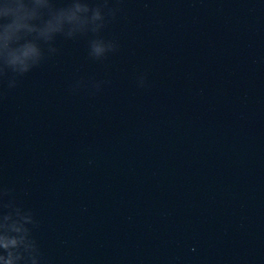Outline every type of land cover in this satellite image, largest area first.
Wrapping results in <instances>:
<instances>
[{"label": "water", "instance_id": "1", "mask_svg": "<svg viewBox=\"0 0 264 264\" xmlns=\"http://www.w3.org/2000/svg\"><path fill=\"white\" fill-rule=\"evenodd\" d=\"M0 264H264V0H0Z\"/></svg>", "mask_w": 264, "mask_h": 264}, {"label": "clouds", "instance_id": "2", "mask_svg": "<svg viewBox=\"0 0 264 264\" xmlns=\"http://www.w3.org/2000/svg\"><path fill=\"white\" fill-rule=\"evenodd\" d=\"M7 11H9V9H6V13H7ZM24 55H28V53H27V52H25V53H24Z\"/></svg>", "mask_w": 264, "mask_h": 264}]
</instances>
